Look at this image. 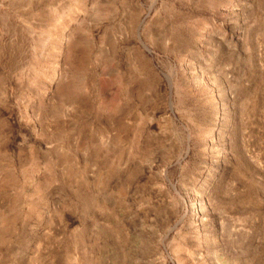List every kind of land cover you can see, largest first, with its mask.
I'll use <instances>...</instances> for the list:
<instances>
[{
  "label": "rangeland",
  "instance_id": "1",
  "mask_svg": "<svg viewBox=\"0 0 264 264\" xmlns=\"http://www.w3.org/2000/svg\"><path fill=\"white\" fill-rule=\"evenodd\" d=\"M0 264H264V0H0Z\"/></svg>",
  "mask_w": 264,
  "mask_h": 264
}]
</instances>
